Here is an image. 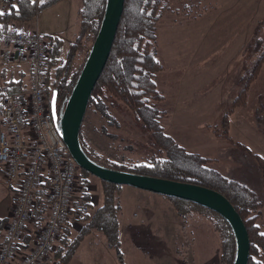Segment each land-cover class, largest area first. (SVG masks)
<instances>
[{"label":"rangeland","instance_id":"rangeland-1","mask_svg":"<svg viewBox=\"0 0 264 264\" xmlns=\"http://www.w3.org/2000/svg\"><path fill=\"white\" fill-rule=\"evenodd\" d=\"M80 3L81 0H61L41 8L29 22L15 24L37 29L48 39L61 38L62 56L66 57L79 30ZM91 46L83 47L76 67L81 66L86 49L89 51ZM157 58L162 68L156 73L155 82L164 99L151 102L166 112L162 119L165 131L190 152L207 158V166L221 175L250 185L246 186L260 203L254 211L258 215L255 222L264 232V0H168L157 24ZM258 62L259 69L248 88L246 101L230 111ZM47 97L50 101L52 89ZM103 98L109 115L104 116L90 103L81 125V139L92 158L104 165L119 163L132 167L158 154L160 145L143 121L110 93L105 92ZM227 113V123H222ZM90 181L94 200L88 202L86 209L92 212L99 206V197L103 200V192L98 177L91 176ZM150 195L161 194L130 185L120 188L118 203L123 207L120 247L125 250L127 264H183L174 253L192 264L195 251L201 248L216 253L217 264H221L222 238L214 223L215 215L192 205L185 206L184 218L175 215L171 234L163 236L162 251L146 253L141 247L144 240L141 234L129 230L135 222L133 213L139 210L133 203L142 208L156 206L157 211L165 209L163 201L148 202ZM167 203L176 213L173 201ZM70 216L71 232L76 235V229L84 225L83 213ZM44 220L35 225L40 226ZM149 234L150 229L145 232L147 237ZM87 241L68 264H93L94 254L83 251L92 245ZM59 245L60 241L56 251ZM55 252L52 264H56ZM111 258L113 263L116 256ZM193 264H197L195 260Z\"/></svg>","mask_w":264,"mask_h":264},{"label":"trees","instance_id":"trees-1","mask_svg":"<svg viewBox=\"0 0 264 264\" xmlns=\"http://www.w3.org/2000/svg\"><path fill=\"white\" fill-rule=\"evenodd\" d=\"M59 1L61 0H39L35 3L32 0H16L9 10H0V13H3L0 15V29H8L15 23H27L36 18L41 8L54 5ZM80 4L79 33L66 57L62 56L63 40L59 37L47 38L50 61L45 74L46 94L50 89H52V96L55 90L58 91L57 112L59 115L80 76L89 51L86 49L81 66L76 67L78 55L83 47L94 43L104 18L107 0H81ZM167 5L168 0H125L111 54L89 101V104L94 103L104 116L109 115L108 105L103 98L105 92L125 103L136 118L143 121L153 132L154 138L160 145L159 153L151 156L147 162L132 167L119 163L105 164V166L153 177L192 182L219 191L231 201L245 221L250 237L248 264H264V232L255 222L258 215L254 213L260 203L255 201L253 190L235 179L221 175L216 169L207 166V158L199 153L190 152L185 146L179 144L165 131L162 119L166 112H162L157 104L151 102L154 99L162 101L164 98L157 90L155 75L162 68L157 58V24ZM260 62L246 79L230 111L242 105L244 99L246 101L248 88L257 75ZM227 117L228 113L223 117L222 123H227ZM81 143L87 154L92 157L86 150L82 139ZM80 169L83 188L81 199L86 203L85 205L89 206L88 202L92 199L90 177L94 175L81 167ZM100 181L103 192L101 205L82 216L84 225L72 239L71 220L66 222L60 245L54 254L56 264H68L76 248L93 230L104 233L108 246L116 250L120 264H125L120 249L119 213L121 205L118 203L122 185L101 179ZM168 198L173 201L183 218L185 206L190 205L214 214L216 220L214 223L220 230L222 238L221 264H234L237 246L229 222L218 212L205 206L176 197ZM6 221V218L0 219V232L6 226Z\"/></svg>","mask_w":264,"mask_h":264},{"label":"built area","instance_id":"built-area-1","mask_svg":"<svg viewBox=\"0 0 264 264\" xmlns=\"http://www.w3.org/2000/svg\"><path fill=\"white\" fill-rule=\"evenodd\" d=\"M12 1L0 0V9H7ZM13 44L16 48L11 50ZM0 45L5 51L0 69L13 71L26 65L31 75L26 89H0L4 125L0 129V168L8 184L16 189L14 222L6 224L0 264H52L62 237L59 230L68 221L69 211L83 215L89 212L82 208L80 200L82 174L48 115L43 78L45 62L50 57L47 38L41 32L13 24L0 29ZM24 46L32 51L29 53ZM25 112L30 113L29 119ZM47 177L52 179L50 192L36 206L32 195ZM43 218L37 227L36 222ZM26 234L32 238L29 253L24 247Z\"/></svg>","mask_w":264,"mask_h":264},{"label":"water","instance_id":"water-1","mask_svg":"<svg viewBox=\"0 0 264 264\" xmlns=\"http://www.w3.org/2000/svg\"><path fill=\"white\" fill-rule=\"evenodd\" d=\"M124 3L125 0H107L100 30L60 117L61 135L79 166L101 180L114 184L131 185L164 196L185 199L218 212L229 222L236 238L237 252L234 264H248L250 257L249 233L240 213L225 195L215 189L192 182L109 168L92 159L83 148L80 139L81 125L90 97L111 54L123 14ZM56 102L57 91L54 92L51 105L53 117L58 123Z\"/></svg>","mask_w":264,"mask_h":264},{"label":"crops","instance_id":"crops-1","mask_svg":"<svg viewBox=\"0 0 264 264\" xmlns=\"http://www.w3.org/2000/svg\"><path fill=\"white\" fill-rule=\"evenodd\" d=\"M79 25H80V20H79ZM79 28H80V26H79ZM78 33H79V30L77 31V35H78ZM0 48L2 49L1 45H0ZM1 51H0V59H1ZM30 83H31V75H30V73L28 71V67L26 65L19 67V68H16L14 71H11V72L4 70V69L0 70V89H2V90H8L11 88L14 90H16L18 88L26 89L27 86L30 85ZM3 128H4V125L2 122V116H1V112H0V129H3ZM259 172H261V171H259ZM233 177H235V176H233ZM246 185H249V184H246ZM124 186H129V185H124ZM262 186L263 185H261L259 187L261 188V191L263 192ZM15 192H16L15 187L8 184V182L6 181V178L3 174V171L0 168V219L11 218ZM92 200H94V195H92ZM147 200H148V202L150 200H154L155 203H157L159 200L163 201V202H165L163 204V205H165V207H164L165 209H163L162 211H159V210L157 211L156 206H154V207L149 206V207H143L142 208L139 206L138 203H133L135 205V207L137 206V208L139 210L137 212L135 211L133 213V215H134L133 218H134L135 222L132 225L133 227L129 231L132 234H141V237H143V239H144L141 242V247L144 248V251L146 253H148L150 251H152V252L153 251L154 252L162 251L161 246L164 242L163 236H168L169 234H171L172 225H173L172 223H173V220L175 218V215H177L179 218L181 217V215H179V213L177 211H176V213L172 211V209L174 207L168 205L169 203H167V202H170V200L167 197H165L164 195H153V196L150 195V197ZM101 203H102V196L99 197V199H98V205H100ZM168 206H169V208H168ZM122 215H123V207L121 205V212L119 213L120 242H121L122 233H123L122 232L123 224L121 221ZM70 218H71V216H70ZM71 219H73V218H71ZM72 222H74V221H72ZM136 223H138L139 225H137ZM81 227H82V225H81ZM80 229H78V230L76 229V231H79ZM149 229H150V234H149V237H147L145 235V232ZM29 235L30 234L25 235V244H24L25 248L27 246H29L30 242H31ZM73 235H75V234L73 233ZM5 240H6V226L0 232V244L2 242H4ZM86 240H88V241L90 240L89 244H92V245L89 247H85V249H83V251L84 252H92L94 254V256H93L94 261H92L93 264H119L117 252L113 248L108 246L104 233H102L100 231H96V230L91 231L84 238L82 243L76 248L72 258H74V256H76V254H80V251L82 250L81 246H83L82 244ZM165 241H166V239H165ZM200 246L201 245H199V247ZM120 249L122 251L124 261H125V259L127 257L125 254V250L122 247H120ZM147 249H149V251ZM112 255L116 256V259L113 260V263H111V261L109 260L112 257ZM177 255L174 253V257L178 261H183L184 262L183 264H190L189 259H186V258L180 256L179 253H177ZM72 258H71V260H72ZM216 258H217L216 253L212 252V250H210V249L208 250L207 248L206 249L201 248V249H198V251H195L193 263L195 260V262L197 264H217ZM88 261L91 263V260H88ZM125 264H127L126 261H125ZM158 264H168V263L161 262ZM170 264H175V262H171Z\"/></svg>","mask_w":264,"mask_h":264},{"label":"bare ground","instance_id":"bare-ground-1","mask_svg":"<svg viewBox=\"0 0 264 264\" xmlns=\"http://www.w3.org/2000/svg\"><path fill=\"white\" fill-rule=\"evenodd\" d=\"M15 1L16 0H13L12 2H11V4H10V6L7 8V9H0L1 11H7V10H9L13 5H14V3H15ZM32 1H34L35 3H38L39 2V0H32ZM124 11V10H123ZM118 30V29H117ZM31 31H35V32H40L39 30H31ZM48 41V40H47ZM25 47V49L30 53L31 51H32V48H29V47H27V46H24ZM113 47V46H112ZM16 48V44H13L11 47H10V49L11 50H14ZM49 49V48H48ZM91 49V48H90ZM112 50V49H111ZM90 51V50H89ZM50 53V52H49ZM4 54H5V51H3L2 50V52H1V59H0V64L3 62V60H4ZM89 56V55H88ZM88 58V57H87ZM109 59V58H108ZM49 61H50V57L46 60V62H45V65H46V68H45V70H44V72H43V78H44V82H45V84H44V89L46 90V78H45V74H46V71H47V69H48V67H49ZM87 61V60H86ZM85 65V64H84ZM106 66V65H105ZM84 67V66H83ZM105 68V67H104ZM83 69V68H82ZM1 70V69H0ZM14 71V70H13ZM82 71V70H81ZM11 72V71H10ZM81 74V73H80ZM77 83V82H76ZM76 85V84H75ZM75 87V86H74ZM74 89V88H73ZM55 91H57V90H55ZM54 91V92H55ZM73 91V90H72ZM53 95H54V93H53ZM71 95V94H70ZM70 97V96H69ZM52 98H53V96H52ZM57 99H58V91H57ZM69 99V98H68ZM51 102H52V99H51ZM67 102H68V100H67ZM67 102H66V104H67ZM48 105H49V107H48V115H49V117L51 118V121H52V123H53V125L56 127V129H57V132H58V134H59V136L61 137V139L63 140V142H64V144H65V147H66V149H67V151H68V155L69 156H71L72 157V155H71V153H70V151H69V148H68V145H67V143H66V141L64 140V138L62 137V135H61V130H60V124H59V120H60V117H61V115H62V113H63V111H64V109H65V107H64V109H63V111H62V113H61V115H59V113L57 112V114H58V123H56V121H55V119H54V117H53V113H52V105L50 106V101H48ZM66 106V105H65ZM88 108V107H87ZM56 111H57V102H56ZM25 116L27 117V119H29L30 118V113L29 112H25ZM85 117V116H84ZM81 130V129H80ZM73 158V157H72ZM73 160H75L74 158H73ZM76 162V161H75ZM77 163V162H76ZM78 164V163H77ZM79 165V164H78ZM104 165V164H103ZM80 167V166H79ZM107 167V166H106ZM82 168V167H81ZM80 169V168H79ZM51 178L50 177H47V178H44L43 179V181L39 184V186H38V188H37V190H36V192H35V194H33L32 195V200L35 202V204H36V206H38V205H40V198L41 197H43V196H45L46 194H48L49 192H50V183H51ZM131 186V185H130ZM135 187V186H134ZM140 189V188H139ZM144 190V189H143ZM149 191V190H148ZM152 192V191H151ZM155 193V192H154ZM168 197H170V196H168ZM48 207L50 208V206L48 205ZM83 209H86L87 208V205H84L83 207H82ZM210 209V208H209ZM13 211H14V208L12 209V215H11V220H10V222L9 223H12V222H14V216H13ZM70 213L71 214H73L74 213V215H76L77 214V212L75 211V212H71V210L69 211V213H68V220L69 219H71L70 218ZM41 220V219H40ZM40 220H38L36 223H38ZM66 224V223H65ZM65 224H63V226L60 228V233H61V235L63 234V228H64V225ZM31 246H30V248L28 249V250H26V253H29V251L31 250Z\"/></svg>","mask_w":264,"mask_h":264},{"label":"snow or ice","instance_id":"snow-or-ice-1","mask_svg":"<svg viewBox=\"0 0 264 264\" xmlns=\"http://www.w3.org/2000/svg\"><path fill=\"white\" fill-rule=\"evenodd\" d=\"M3 13H0V15H2Z\"/></svg>","mask_w":264,"mask_h":264}]
</instances>
